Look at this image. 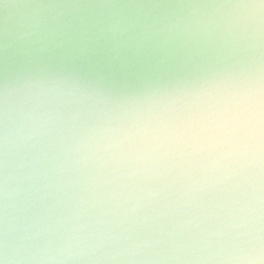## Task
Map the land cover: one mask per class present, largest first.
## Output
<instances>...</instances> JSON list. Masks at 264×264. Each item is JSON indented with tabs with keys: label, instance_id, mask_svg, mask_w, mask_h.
Here are the masks:
<instances>
[{
	"label": "clouds",
	"instance_id": "obj_1",
	"mask_svg": "<svg viewBox=\"0 0 264 264\" xmlns=\"http://www.w3.org/2000/svg\"><path fill=\"white\" fill-rule=\"evenodd\" d=\"M0 264H264V0H0Z\"/></svg>",
	"mask_w": 264,
	"mask_h": 264
}]
</instances>
